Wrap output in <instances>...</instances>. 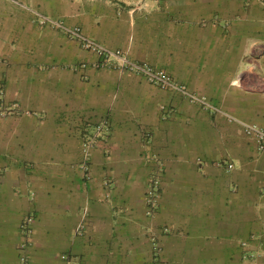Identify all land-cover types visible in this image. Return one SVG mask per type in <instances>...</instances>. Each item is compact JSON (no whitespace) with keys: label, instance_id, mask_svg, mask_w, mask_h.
<instances>
[{"label":"crops","instance_id":"0c3cea01","mask_svg":"<svg viewBox=\"0 0 264 264\" xmlns=\"http://www.w3.org/2000/svg\"><path fill=\"white\" fill-rule=\"evenodd\" d=\"M36 14L221 112L102 66ZM228 115L264 129V0H0V264H264V148Z\"/></svg>","mask_w":264,"mask_h":264},{"label":"built area","instance_id":"2783aa9c","mask_svg":"<svg viewBox=\"0 0 264 264\" xmlns=\"http://www.w3.org/2000/svg\"><path fill=\"white\" fill-rule=\"evenodd\" d=\"M37 20L41 25H50L56 29H63L67 33V35L72 39L76 40L79 45L88 51L94 52L98 58L100 59V64L102 66H110L115 67L118 69L126 70L136 75L141 76L144 78L151 86L157 87L161 90L171 91L183 96L190 104L196 105L200 107L202 110H205L211 114H218L221 112L218 108H216L210 101L206 98L202 97L198 93L192 92L187 88L185 85L178 84L168 73L157 70L152 66L145 64V63H138L131 61L127 58L126 54L122 53L121 51L112 52L98 44L96 41L91 40L84 36L81 30L77 27L71 29H65L63 26L56 20L52 18H48L46 16L36 14ZM163 114L167 117V109H162ZM230 121H236L243 126L244 132L250 138H253L259 148H264V129L260 128L256 125L249 124L246 122H242L232 116H227ZM96 132L93 134L91 133L86 139L84 140V148L87 154V157L90 153V149L97 143V141L109 130V123L107 120H102L96 126ZM86 157V158H87ZM233 164L229 163L227 165L228 170H232ZM160 169H157L154 174H152L151 180L148 184V188L146 191V198L148 205L150 206L151 210L153 211L158 203L161 182H160ZM104 185L107 189L111 187V182L109 180L104 181ZM29 221L26 220L22 224V230L27 234L30 235V230L28 228ZM82 230L80 226L79 232ZM26 244L22 245V250H25ZM21 264H29L28 258L25 253L21 255Z\"/></svg>","mask_w":264,"mask_h":264},{"label":"rangeland","instance_id":"374dc122","mask_svg":"<svg viewBox=\"0 0 264 264\" xmlns=\"http://www.w3.org/2000/svg\"><path fill=\"white\" fill-rule=\"evenodd\" d=\"M144 3H146L145 1H143ZM139 5H141V4H139ZM200 95V94H199ZM90 133H95L96 132V128H95V126L93 125V126H91L90 127ZM105 133H107V132H105ZM91 150V149H90ZM156 162V161H155ZM88 172H86V174H87ZM152 177V176H151ZM108 180V179H107ZM150 180H151V178H150ZM150 180H149V182H150ZM104 181H106V179L104 180ZM110 181V180H109ZM111 182V181H110ZM148 182V183H149ZM112 188V182H111V187L109 188V189H107V190H110ZM148 188V187H147ZM147 191V190H146ZM145 201H146V205L148 206V208L150 209V211H151V208H150V206L148 205V202H147V198H146V193H145ZM155 209H156V207H155ZM28 220V219H27ZM29 221V224H28V228H29V230H30V232H31V228H30V226H31V223H30V220H28ZM83 224H82V230H83ZM22 233H24V235L26 236V237H28L29 235H27L23 230H22Z\"/></svg>","mask_w":264,"mask_h":264}]
</instances>
